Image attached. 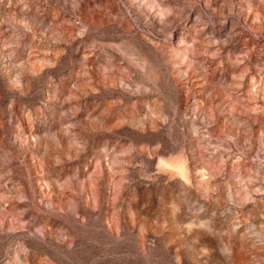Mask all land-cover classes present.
Returning a JSON list of instances; mask_svg holds the SVG:
<instances>
[{
    "label": "rangeland",
    "instance_id": "rangeland-1",
    "mask_svg": "<svg viewBox=\"0 0 264 264\" xmlns=\"http://www.w3.org/2000/svg\"><path fill=\"white\" fill-rule=\"evenodd\" d=\"M0 264H264V0H0Z\"/></svg>",
    "mask_w": 264,
    "mask_h": 264
}]
</instances>
